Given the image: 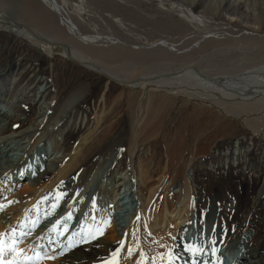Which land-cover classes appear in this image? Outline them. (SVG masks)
Here are the masks:
<instances>
[{"label": "bare ground", "instance_id": "1", "mask_svg": "<svg viewBox=\"0 0 264 264\" xmlns=\"http://www.w3.org/2000/svg\"><path fill=\"white\" fill-rule=\"evenodd\" d=\"M37 1L45 9L41 12L40 19L47 24L45 28L49 30L40 29L39 26L16 18L14 15L19 5L17 0H0V31L23 38L49 57L57 54L101 74L106 78L107 86L114 81L133 89L139 94L136 103L138 108L146 103L151 109L153 94L163 92L161 94L165 97L185 94L190 99L196 96L198 101L209 103L212 107L218 106L226 115L243 118V123L251 126L257 133L264 130V0H204L206 5L203 10H208L209 18L213 20L210 23L191 10L180 8L178 11L187 20V25H191L194 33L197 32L192 36L195 44L188 49H182L179 44L163 40L151 43L148 50L125 52L126 57H135L141 62L161 55L168 59L165 62L166 69L152 75L145 72L135 78L116 73L109 65H105L100 56L117 50L120 44L105 49L100 46L104 36L83 33L78 24L65 16V8L66 11L69 10L65 0ZM34 3L36 5V0ZM85 4V0H80L74 5L75 10L79 13L85 12ZM117 21H120V17ZM173 27L175 29L176 26ZM211 32L213 34L209 35ZM107 40L109 46L115 44L113 40ZM188 43L186 40L184 44ZM86 50L91 53L100 52V56L90 55ZM175 62L181 63V67L176 68ZM219 68L225 76L212 72ZM16 70L17 66L0 77V243L4 246L0 264L7 261L5 252L13 248L15 251L12 254L23 253L24 257L27 256L26 260L33 255L32 250L55 257L44 264H90L109 258L110 252L105 250L111 249L113 243L122 240L123 246L119 243L123 250L121 263H124V254L131 244L139 253V249L147 243L150 249H154V254H157L160 251L158 249L167 247L170 242L171 264H224L223 253L235 248L238 254H242L239 261L241 264H255L264 260L263 252L250 246L249 233L237 241L226 242L222 252L220 247L214 245L209 248L208 240H212L210 233L214 228L213 216L206 219L203 229L205 232L200 233L201 238L190 234L188 226L194 218L193 186L190 180L185 183L182 199L176 202L170 199V205L166 204L162 208L165 202L159 204L155 195L164 179L159 182L157 180L156 185L151 184L152 178H148L150 174L139 154L142 148L137 144L145 118L140 116L134 121V135L129 149L131 165L137 167L138 171L127 168L124 173L110 176L109 163L102 169L98 166L100 162L97 165L91 163L89 168L85 167L84 161L100 145L98 140L88 146L81 141L63 162L66 157L63 131L60 136L58 133L53 141L42 147L41 138L48 127L45 117L51 113L49 111L52 104L43 102V108L46 109L39 112L41 119L30 122V126L24 128L26 120L18 118L12 107L14 101L22 100L26 94L23 89L15 90L17 92L12 94ZM3 78H6L5 84L1 83ZM39 129L42 131L40 136L32 139V133H29ZM26 135L31 137L22 141ZM22 181H26L27 189L18 190L17 185L20 182L22 184ZM2 185L9 186V190ZM123 186H126L124 191ZM154 202L159 205L152 207L156 204ZM32 205H35L36 212L30 216L29 207ZM98 229L103 234L96 235L93 239L92 235ZM189 246H195L200 251L193 255L186 250ZM147 250L149 251L147 248L144 253ZM228 255L231 263L234 255L230 252ZM157 257L155 263L161 262V258L157 260ZM133 264H137V261Z\"/></svg>", "mask_w": 264, "mask_h": 264}, {"label": "rangeland", "instance_id": "2", "mask_svg": "<svg viewBox=\"0 0 264 264\" xmlns=\"http://www.w3.org/2000/svg\"><path fill=\"white\" fill-rule=\"evenodd\" d=\"M28 1L17 0L19 7H16L17 12L14 16L23 22L39 26L40 29L49 30L45 28L47 24L40 19L41 12L45 10L43 6L37 0L36 5L40 8L34 5V0ZM79 1H64L70 10L66 11L65 8V16L78 24L83 33L104 36L100 44L102 48L109 49L118 44L119 48L122 47L101 56L100 52L86 51L90 55H99L105 65H109L113 71L130 78L142 76L145 72L152 75L164 70L168 59L161 55L141 62L135 57L132 59L126 57L127 51L148 50L151 43L163 40L179 44L182 49H188L195 44L192 36L197 32L194 33L191 25H187V20L178 11L180 8L191 10L195 15H199L198 17L205 18L207 23L213 21L209 18V11L203 10L206 5L204 0H114L115 2L85 0L87 7L82 13L74 7ZM111 1L116 6H113ZM119 17L120 24L117 21ZM166 21L172 26L167 27ZM159 22L161 23L158 24ZM173 25L176 26L175 29ZM107 39L113 40L115 44L109 46ZM186 40L189 41L187 45L184 44ZM180 64L175 62L174 66L180 68ZM15 66L16 81L12 94L18 89L26 90V94L22 100L12 101V107L18 118L26 120L24 128L41 119L39 112L46 109L43 108V102L52 104L49 111L51 113L45 117L48 127L41 138L42 147L53 141L58 133L60 136L63 131V148L66 154L63 162L76 150L81 141L88 146L98 140L100 145L93 150L90 158L84 161L85 167L89 168L91 163L97 165L100 162L98 166L102 169L109 163V175L124 173L127 168L138 171L137 167L131 165L129 149L134 135V121L141 116L145 121L137 139L139 142L137 144L142 148L139 154L150 174L148 178H152L151 184L156 185L157 180L159 182L160 179H164L163 186L161 185L155 195L159 204L165 202L162 208L170 203V199L174 202L182 199L185 183L190 180L194 191H192L194 218L192 223L188 219L190 234L199 238L200 233L205 232L203 229L206 219L213 216L214 228L210 233L212 240L210 238L208 240L209 248H213V245L226 247V242L237 241L249 233L250 246L261 250L264 256V130L257 133L251 126L243 123V118L226 115L218 106L212 107L209 103L201 100L199 102L196 96L190 99L185 94L165 97L161 94L163 92L152 93L154 101L152 108L150 109L146 103H143V108H138L136 103L139 94L133 89L114 81L107 86L106 78L101 74L57 54L49 57L46 53L38 51L37 47L29 45L23 38L0 31V77L10 69L14 70ZM212 72L225 76L221 68ZM5 80L3 78L1 83L5 84L7 82ZM19 126L18 122L17 127ZM40 130L30 132L32 137L26 135L22 141L40 136L42 132ZM6 131L8 132L9 128ZM27 155L30 156V153ZM22 182L17 185L18 190L27 189L26 181ZM2 187H7L6 190L10 188L5 185ZM125 189L126 186L122 188L123 191ZM154 203L156 204L152 207L159 205L157 202ZM32 206L29 207L30 216L36 212L35 205ZM119 243L117 241L113 243L111 249L105 250L110 252L109 258L90 264H108L111 260H115L116 264L121 263L123 250ZM132 245L129 247L134 252L131 254L133 259L129 260L128 247L124 254V263L121 264H133L134 261L141 260L142 249L143 253L145 249H149L144 253L143 264H153V258L156 256L159 257L157 260L161 258L160 261H163L162 263L158 261V264H167L168 254L172 253L171 242L167 247L158 249L160 251L157 254H154V249H150L148 244L143 245L146 248H140L139 253ZM117 248L120 249L119 254L113 257L112 253ZM31 252L33 255L30 258L33 260H26L27 256L24 257L23 253L12 254V249L5 252V258L13 264L49 262V259L43 258L50 256L49 253L33 250ZM37 254L41 258L35 260ZM151 254L154 255L150 256ZM223 258L226 260L227 257ZM258 262L256 263L264 264V260Z\"/></svg>", "mask_w": 264, "mask_h": 264}, {"label": "snow or ice", "instance_id": "3", "mask_svg": "<svg viewBox=\"0 0 264 264\" xmlns=\"http://www.w3.org/2000/svg\"><path fill=\"white\" fill-rule=\"evenodd\" d=\"M0 207H2V206H0ZM105 223H108V222L106 221ZM102 234H103V231L98 229L97 232H96V234L95 235H92V238L95 239L96 238V235H102ZM123 243H124L123 240L120 241L121 246H123ZM186 250L187 251H191L193 253V255H196V253L200 251L195 246H189ZM12 251H15V248H13ZM119 251H120V249L117 248L116 251L112 253V256L113 257L118 256ZM128 251H129V255H131L132 248L129 247ZM3 252H4V246H3L2 243H0V260H2ZM213 252L215 253V249L213 250ZM61 254H63V253H61ZM140 256H141V260L137 261V264H143L144 253L142 251L140 252ZM40 258L41 257L39 256V254H37L35 256V260H38ZM43 258H45V259H55V257H52V256H44ZM28 259L29 260H33V258H28ZM171 261H172V254L169 253L168 254V262H169V264H171ZM4 264H13V262L12 261H7V262H4ZM108 264H116V261L115 260H111V261L108 262ZM153 264H155V257L153 258Z\"/></svg>", "mask_w": 264, "mask_h": 264}]
</instances>
